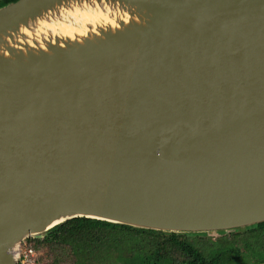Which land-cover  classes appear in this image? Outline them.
Wrapping results in <instances>:
<instances>
[{
  "label": "water",
  "instance_id": "1",
  "mask_svg": "<svg viewBox=\"0 0 264 264\" xmlns=\"http://www.w3.org/2000/svg\"><path fill=\"white\" fill-rule=\"evenodd\" d=\"M76 218L264 223V0L0 6V264Z\"/></svg>",
  "mask_w": 264,
  "mask_h": 264
},
{
  "label": "trees",
  "instance_id": "2",
  "mask_svg": "<svg viewBox=\"0 0 264 264\" xmlns=\"http://www.w3.org/2000/svg\"><path fill=\"white\" fill-rule=\"evenodd\" d=\"M12 1L0 0V6ZM27 243L46 249L53 264L69 258L72 264H217L226 253L264 258V223L240 233L200 237L76 218Z\"/></svg>",
  "mask_w": 264,
  "mask_h": 264
},
{
  "label": "flooded vegetation",
  "instance_id": "3",
  "mask_svg": "<svg viewBox=\"0 0 264 264\" xmlns=\"http://www.w3.org/2000/svg\"><path fill=\"white\" fill-rule=\"evenodd\" d=\"M217 264H264V258H251L249 260L244 253L237 255L226 253Z\"/></svg>",
  "mask_w": 264,
  "mask_h": 264
},
{
  "label": "built area",
  "instance_id": "4",
  "mask_svg": "<svg viewBox=\"0 0 264 264\" xmlns=\"http://www.w3.org/2000/svg\"><path fill=\"white\" fill-rule=\"evenodd\" d=\"M19 264H39L38 253L35 248L27 243H22Z\"/></svg>",
  "mask_w": 264,
  "mask_h": 264
},
{
  "label": "rangeland",
  "instance_id": "5",
  "mask_svg": "<svg viewBox=\"0 0 264 264\" xmlns=\"http://www.w3.org/2000/svg\"><path fill=\"white\" fill-rule=\"evenodd\" d=\"M36 251L38 253L39 264H53L52 258L48 254V251L46 249H38ZM61 264H72V261L69 258V259H66V261L62 262Z\"/></svg>",
  "mask_w": 264,
  "mask_h": 264
}]
</instances>
